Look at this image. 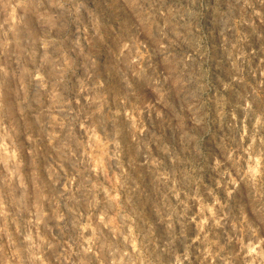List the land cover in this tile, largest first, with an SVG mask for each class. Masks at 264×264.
<instances>
[{"label": "clouds", "instance_id": "1", "mask_svg": "<svg viewBox=\"0 0 264 264\" xmlns=\"http://www.w3.org/2000/svg\"><path fill=\"white\" fill-rule=\"evenodd\" d=\"M0 264H264V0H0Z\"/></svg>", "mask_w": 264, "mask_h": 264}]
</instances>
